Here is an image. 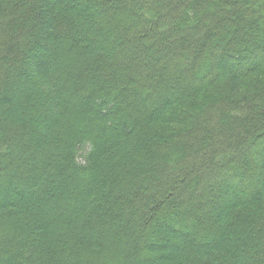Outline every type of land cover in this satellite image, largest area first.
Returning a JSON list of instances; mask_svg holds the SVG:
<instances>
[{
    "label": "trees",
    "instance_id": "trees-1",
    "mask_svg": "<svg viewBox=\"0 0 264 264\" xmlns=\"http://www.w3.org/2000/svg\"><path fill=\"white\" fill-rule=\"evenodd\" d=\"M0 264H264V0H0Z\"/></svg>",
    "mask_w": 264,
    "mask_h": 264
}]
</instances>
